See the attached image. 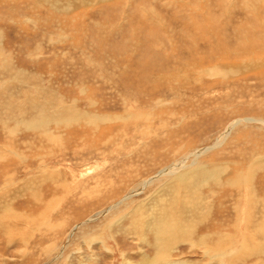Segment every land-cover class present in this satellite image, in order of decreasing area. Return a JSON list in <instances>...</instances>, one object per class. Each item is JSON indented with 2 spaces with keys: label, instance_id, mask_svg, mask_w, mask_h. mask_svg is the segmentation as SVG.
<instances>
[{
  "label": "rangeland",
  "instance_id": "374dc122",
  "mask_svg": "<svg viewBox=\"0 0 264 264\" xmlns=\"http://www.w3.org/2000/svg\"><path fill=\"white\" fill-rule=\"evenodd\" d=\"M0 264H264V0H0Z\"/></svg>",
  "mask_w": 264,
  "mask_h": 264
},
{
  "label": "bare ground",
  "instance_id": "6f19581e",
  "mask_svg": "<svg viewBox=\"0 0 264 264\" xmlns=\"http://www.w3.org/2000/svg\"><path fill=\"white\" fill-rule=\"evenodd\" d=\"M143 117H144V116H143ZM141 118H142V117H141ZM137 119H138V118H137ZM144 119H145V118H144ZM144 119H143V120H144ZM145 120H146V119H145ZM171 172H172V171H171ZM169 173H170V172H169ZM236 181H237V179H236ZM237 182H238V181H237ZM192 185H193V184H192ZM187 186H188V185H187ZM190 186H191V185H190ZM190 189H191V187H190ZM247 218H248V217H247ZM236 235H237V234H236ZM215 247H216V246H215ZM213 248H214V246H213ZM211 250H213V249L211 248L210 251H211ZM214 250H215V248H214Z\"/></svg>",
  "mask_w": 264,
  "mask_h": 264
}]
</instances>
